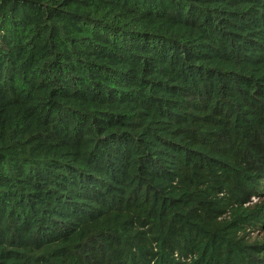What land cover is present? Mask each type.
Listing matches in <instances>:
<instances>
[{
    "label": "trees",
    "instance_id": "obj_1",
    "mask_svg": "<svg viewBox=\"0 0 264 264\" xmlns=\"http://www.w3.org/2000/svg\"><path fill=\"white\" fill-rule=\"evenodd\" d=\"M264 0H0V264H264Z\"/></svg>",
    "mask_w": 264,
    "mask_h": 264
},
{
    "label": "rangeland",
    "instance_id": "obj_2",
    "mask_svg": "<svg viewBox=\"0 0 264 264\" xmlns=\"http://www.w3.org/2000/svg\"><path fill=\"white\" fill-rule=\"evenodd\" d=\"M254 204L264 203V194L261 198H255L253 200ZM264 239V224L261 226V230L256 232H250V234L246 237V241L249 244H257L260 243Z\"/></svg>",
    "mask_w": 264,
    "mask_h": 264
}]
</instances>
